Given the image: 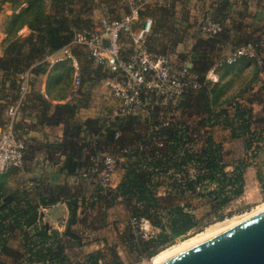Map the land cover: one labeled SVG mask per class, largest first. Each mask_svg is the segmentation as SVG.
Segmentation results:
<instances>
[{
	"label": "trees",
	"instance_id": "trees-1",
	"mask_svg": "<svg viewBox=\"0 0 264 264\" xmlns=\"http://www.w3.org/2000/svg\"><path fill=\"white\" fill-rule=\"evenodd\" d=\"M4 4L14 10L23 5L27 7L11 18L8 44L0 55V73L5 77L27 72L35 77L43 75L47 57L74 42L81 20L71 18L69 0H0V11ZM168 12L161 8L148 12L153 17L155 33L167 25L165 20L154 17ZM24 27L31 31L30 35L17 37ZM207 35V38H198L192 50L191 71L199 77L201 88L198 91L186 90L176 107L175 104L156 107L148 112L144 121L140 117L117 119L104 134L101 128L95 131V121H88L87 127L101 139L78 148L76 155L82 154V161L67 165L71 173L88 169L92 157L105 152L122 160L118 165L124 171L121 183L109 193L100 190L97 200L105 209L124 204L132 218H145L159 230L157 237L149 241L138 238L131 227L124 233L121 246L127 255L135 256L138 263L156 257L160 249L177 239L200 233L215 220L223 219L225 210L245 194L247 169L262 149L258 143L264 142V129L253 127L258 119L252 107L238 106L233 118L237 127L231 125V128L233 137L244 139L245 158L235 163L232 172L227 171L221 145L208 129L214 126L210 125L213 111L207 106L209 87L218 85L207 76L216 65V70L229 71L245 62L259 63L256 59L240 58L234 65L221 64L226 56H221L223 47L231 38L224 29L216 35ZM249 44L258 42L252 37L240 38L236 49ZM263 69L264 64L259 66L258 74ZM71 74L72 69L66 68L65 78H70ZM75 109L74 106L59 107L57 115L65 113L71 117ZM175 112H180L183 120L167 121L166 116ZM224 114L226 111L222 112ZM187 117L189 120L185 119ZM259 121L264 123L262 118ZM259 181L264 192V177L259 175ZM195 202L207 209L201 217L195 214L198 209ZM67 206L70 218L64 234L42 227L33 237L23 230L35 225L38 215L35 207L28 211L10 205L1 208L0 258L8 262L0 261V264H126L118 245L93 253L81 262H73L67 254V239L79 241L71 230L77 223L78 204L71 201ZM20 219L23 222L20 223ZM9 220L13 224L8 225ZM16 230L22 232L19 249L8 244L9 236Z\"/></svg>",
	"mask_w": 264,
	"mask_h": 264
},
{
	"label": "crops",
	"instance_id": "crops-1",
	"mask_svg": "<svg viewBox=\"0 0 264 264\" xmlns=\"http://www.w3.org/2000/svg\"><path fill=\"white\" fill-rule=\"evenodd\" d=\"M69 8L71 18L82 22L76 34L99 29L103 19L121 20L134 12L139 14L137 28L141 29L145 21L153 23L149 11L168 9V14L154 17L165 20L167 26L155 33L154 23L146 45L149 52L167 56L176 67L192 69L193 47L198 38L208 37L203 27L211 22L221 23L231 38L223 47L222 57L237 48L240 38L252 37L259 44L264 63V0H69ZM26 29L30 35L31 31ZM122 43L130 50V40L123 37ZM65 48L70 49L71 57L52 65L48 56L46 71L39 77L29 72L10 77L0 73V133L12 125L26 142L23 166L0 176V209L7 205L23 211L35 207L38 214L35 225L23 230L31 237L42 227L64 234L70 218L67 204L76 201L77 223L71 230L79 241L67 239V254L73 262H81L112 246L118 245L124 251L121 239L131 227L132 217L124 204L105 209L98 203L100 185L96 175L83 178L86 169L71 173L67 168L68 164L82 161V154L76 155L78 148L101 139L86 123L95 121V131L101 128L104 134L116 122L120 103L111 96L109 76L89 62L82 47L73 42ZM216 67L209 74H214ZM66 68L72 69L68 79L64 76ZM76 78L81 80L79 87ZM261 80L264 83V77ZM263 105L262 98L251 103V107ZM65 106L76 107L71 117L65 113L57 115L59 107ZM13 110L15 117L9 114ZM230 169L232 166L227 165L228 172L233 171ZM123 175L124 171L118 168L114 189ZM11 224L9 220L8 225ZM21 238L22 232L16 230L8 238L9 246L19 249ZM0 261L7 259L2 257Z\"/></svg>",
	"mask_w": 264,
	"mask_h": 264
},
{
	"label": "built area",
	"instance_id": "built-area-1",
	"mask_svg": "<svg viewBox=\"0 0 264 264\" xmlns=\"http://www.w3.org/2000/svg\"><path fill=\"white\" fill-rule=\"evenodd\" d=\"M139 14L134 12L121 20L103 19L99 29L83 31L75 35L74 44L82 47L87 59L101 67L111 80V96L120 103L117 119L140 117L156 107L166 108L176 104L186 90L198 91L201 88L199 77L189 67H176L165 55L148 51L147 38L152 32L151 20L137 28ZM220 23H208L203 31L216 35L222 31ZM131 41L130 50L123 46L122 39ZM259 44H249L228 53L221 64L234 65L240 58L256 59L263 65ZM71 57L65 48L49 57L50 64H57ZM207 79L213 81L211 74ZM76 86L81 80L76 78ZM15 117L16 112L10 113ZM26 156L25 139L15 132L12 125L4 127L0 133V176L23 166ZM92 165L82 176L96 175L105 193L114 189L113 181L121 160L112 154L100 153L91 159ZM131 228L135 235L145 241L155 239L159 230L145 218H131Z\"/></svg>",
	"mask_w": 264,
	"mask_h": 264
},
{
	"label": "rangeland",
	"instance_id": "rangeland-1",
	"mask_svg": "<svg viewBox=\"0 0 264 264\" xmlns=\"http://www.w3.org/2000/svg\"><path fill=\"white\" fill-rule=\"evenodd\" d=\"M26 7L27 5H23L19 9L14 10L9 4L2 5V10L0 11V52L3 51L8 44V30L11 18L13 15L20 14ZM28 35L29 31L24 27L18 32L17 37H27ZM259 66V64L249 65L245 62L234 66V68L229 71H227V69H218L214 74H211L213 77L212 83L218 85V87H209L211 92L207 106L213 111V120L210 125L214 126H208V129L212 131L216 141L221 145L224 162L227 165L232 166V169L236 162L245 158L244 139L235 138L232 135V128L237 127L233 121L237 111L236 109L238 106H242L244 109H249L251 107L250 99L255 100L257 98H262L264 101V83L262 80L259 81V78L261 79L264 77L262 76L264 73L261 71V75L260 73L258 74ZM222 86L223 89H221ZM179 103L180 102H177L174 107ZM252 109L255 119H258L255 121V124H253V127L255 128L259 126V129H264V123H260L259 121L261 118L264 119V105L262 108L252 107ZM223 111H226V114L222 115ZM140 117L141 121H144L147 116H143L142 114ZM166 117L168 118L167 121H169V119L183 120L180 112L168 114ZM185 119L189 120L188 117ZM258 145H261L262 149L253 165L247 169L245 176L246 193L243 197L233 202L229 208L225 210L223 213V219L215 220V222L206 227L200 233L190 235L183 239H177L172 245L160 249V253L167 249L177 247L178 245L188 242L200 235L220 232L224 229L226 230L229 226L246 220V218L253 213H256V211L264 208V192L259 181V175L264 177V142H260ZM232 169H230V171ZM99 190H102V188L99 187ZM195 204L198 206L195 214L198 217H201L207 209L205 206L200 205L197 202H195ZM117 215L124 217V219L126 218L125 215L123 216L120 213ZM126 222L128 223V219ZM119 251L126 264H154V258L138 263L136 262L135 256L127 255L121 249H119Z\"/></svg>",
	"mask_w": 264,
	"mask_h": 264
},
{
	"label": "water",
	"instance_id": "water-1",
	"mask_svg": "<svg viewBox=\"0 0 264 264\" xmlns=\"http://www.w3.org/2000/svg\"><path fill=\"white\" fill-rule=\"evenodd\" d=\"M161 264H264V213L231 227Z\"/></svg>",
	"mask_w": 264,
	"mask_h": 264
},
{
	"label": "bare ground",
	"instance_id": "bare-ground-1",
	"mask_svg": "<svg viewBox=\"0 0 264 264\" xmlns=\"http://www.w3.org/2000/svg\"><path fill=\"white\" fill-rule=\"evenodd\" d=\"M262 213H264V208L259 210V211H256V213H253L252 215H250L248 218H246V220L253 218V217H255L259 214H262ZM246 220H243L237 224L229 226L228 229H230L231 227H234V226H236V225H238V224H240ZM226 230H227V228H226ZM223 231H225V229L220 231V232H213L211 234L207 233L206 235L205 234L200 235V236H198V237H196V238H194L188 242H185L181 245H178L177 247L167 249V250L159 253L156 257H154V264H161L162 262L170 259L171 257H173V256H175V255H177V254H179V253H181L187 249H190V248L194 247L195 245H197V244H199V243H201V242H203V241H205V240H207V239H209V238H211V237H213V236H215V235H217Z\"/></svg>",
	"mask_w": 264,
	"mask_h": 264
}]
</instances>
